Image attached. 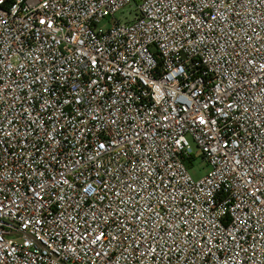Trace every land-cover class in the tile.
Wrapping results in <instances>:
<instances>
[{
	"label": "built area",
	"instance_id": "2783aa9c",
	"mask_svg": "<svg viewBox=\"0 0 264 264\" xmlns=\"http://www.w3.org/2000/svg\"><path fill=\"white\" fill-rule=\"evenodd\" d=\"M130 3L0 0V264H264V0Z\"/></svg>",
	"mask_w": 264,
	"mask_h": 264
},
{
	"label": "rangeland",
	"instance_id": "374dc122",
	"mask_svg": "<svg viewBox=\"0 0 264 264\" xmlns=\"http://www.w3.org/2000/svg\"><path fill=\"white\" fill-rule=\"evenodd\" d=\"M140 0H131V3L121 12H118L115 15V18L120 20L121 22L131 21L134 18L136 13V5ZM103 23H108L105 20ZM192 150L195 154V160L192 161V168L190 169V173L192 174L193 178L199 179L203 177L209 170V167L206 165L204 161L200 158L201 154L200 151L196 148V146L191 142Z\"/></svg>",
	"mask_w": 264,
	"mask_h": 264
}]
</instances>
